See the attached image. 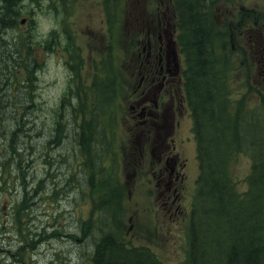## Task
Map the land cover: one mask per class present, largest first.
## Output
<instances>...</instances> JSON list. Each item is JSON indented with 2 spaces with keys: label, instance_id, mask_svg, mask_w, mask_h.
<instances>
[{
  "label": "rangeland",
  "instance_id": "rangeland-1",
  "mask_svg": "<svg viewBox=\"0 0 264 264\" xmlns=\"http://www.w3.org/2000/svg\"><path fill=\"white\" fill-rule=\"evenodd\" d=\"M208 1L211 49L224 72L229 111L257 109L264 124V60L252 48L257 40L264 45V11H231L229 4L247 0ZM160 3L174 11L173 0H122L108 26L109 43L103 0H16L12 6L10 11H18L13 28L0 33V89L11 106L0 112V192L9 196L18 182L22 191L28 187V200L16 206L20 226L8 225L6 235L0 231V264H92L102 231L129 246L148 248L162 264H184L190 215L174 225L154 211L147 187L132 173L137 154H130L132 139L120 127L116 98L129 11H156ZM96 71L100 79L108 73L115 77L116 94L103 108L106 143L97 154L118 181L117 202L90 186L92 174L96 184L100 179L97 154L84 155L78 142V125L87 118L81 112L94 102L88 92ZM188 152L192 202L198 175L193 139ZM249 164L245 154L230 164L239 191L246 189ZM26 204L28 217L21 210ZM27 222L31 238L24 242Z\"/></svg>",
  "mask_w": 264,
  "mask_h": 264
},
{
  "label": "trees",
  "instance_id": "trees-1",
  "mask_svg": "<svg viewBox=\"0 0 264 264\" xmlns=\"http://www.w3.org/2000/svg\"><path fill=\"white\" fill-rule=\"evenodd\" d=\"M121 1L104 0L105 7H112V16ZM15 2L0 0V5H4V11H0V33L13 28L18 11L10 10ZM173 7L178 28L186 36L181 53L199 168L184 264H264V124L260 112L237 109L232 115L229 111L224 72L216 65L211 49L214 33L206 0H173ZM99 74L96 71L89 85L88 93L93 94L94 102L81 112L87 118L78 125V142L84 155L90 151L97 154L101 144L106 143L103 108L111 104L116 94L114 75L108 73L100 79ZM2 95L4 100L9 98L4 91ZM238 153L248 155L251 163L242 193L235 191L229 171ZM95 163L99 164L100 179L96 184L92 174L90 186L104 190L105 197L112 195L117 202V179H110L99 153ZM23 231L26 242L28 225ZM91 263L162 264L148 248L129 246L108 231L96 238Z\"/></svg>",
  "mask_w": 264,
  "mask_h": 264
},
{
  "label": "flooded vegetation",
  "instance_id": "flooded-vegetation-1",
  "mask_svg": "<svg viewBox=\"0 0 264 264\" xmlns=\"http://www.w3.org/2000/svg\"><path fill=\"white\" fill-rule=\"evenodd\" d=\"M229 6L231 11H264V0H253L249 8L241 3ZM104 23L105 40L109 43L111 31L106 19ZM126 26L127 47L116 94L119 124L132 139L130 154H137V172L132 173L147 187L154 211L178 225L190 215L188 146L192 141V123L176 13L167 3H160L156 11H129ZM252 48L264 60V45L259 40ZM8 102L9 98L2 99L0 89V111L11 107ZM23 199L28 200V187L22 191L18 182L9 196L0 192L3 235L7 234L8 225L13 224L12 229L17 227L16 206Z\"/></svg>",
  "mask_w": 264,
  "mask_h": 264
},
{
  "label": "bare ground",
  "instance_id": "bare-ground-1",
  "mask_svg": "<svg viewBox=\"0 0 264 264\" xmlns=\"http://www.w3.org/2000/svg\"><path fill=\"white\" fill-rule=\"evenodd\" d=\"M203 1V0H202ZM202 4V3H201ZM202 45V44H201ZM8 49V48H7ZM8 52V51H6ZM9 62V61H8ZM9 65V64H8ZM11 66V65H10ZM3 75V74H2ZM30 129V128H29ZM42 139V138H41ZM260 140V139H259ZM36 142V141H35ZM44 142V141H43ZM261 142V141H260ZM43 150V149H42ZM65 152V151H64ZM64 154V153H63ZM61 159V158H60ZM47 166V165H46ZM54 185V184H53ZM234 229V228H233ZM233 249V248H232ZM197 256V255H196Z\"/></svg>",
  "mask_w": 264,
  "mask_h": 264
},
{
  "label": "water",
  "instance_id": "water-1",
  "mask_svg": "<svg viewBox=\"0 0 264 264\" xmlns=\"http://www.w3.org/2000/svg\"><path fill=\"white\" fill-rule=\"evenodd\" d=\"M23 23V22H22Z\"/></svg>",
  "mask_w": 264,
  "mask_h": 264
}]
</instances>
